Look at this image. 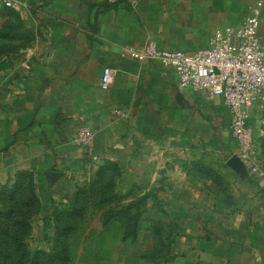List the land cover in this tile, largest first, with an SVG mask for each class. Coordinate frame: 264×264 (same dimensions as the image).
I'll return each mask as SVG.
<instances>
[{"label": "crops", "instance_id": "obj_1", "mask_svg": "<svg viewBox=\"0 0 264 264\" xmlns=\"http://www.w3.org/2000/svg\"><path fill=\"white\" fill-rule=\"evenodd\" d=\"M22 1L18 11L0 5V184L29 171L35 188L56 190L70 170H80L86 162V150L75 140L87 127L95 133L92 146L102 157L101 167L116 165L121 171V162L134 156L137 171L143 166L150 174L151 187L169 167L177 174L179 196L186 158L194 170L201 166L188 147L200 144L202 125H213L214 135L217 124L230 132V111L222 97L180 89L175 71L127 53L150 39L160 49L194 53L208 46L217 29L237 25L217 26L210 18L202 25L191 0H181V5L172 0L165 7L158 0ZM176 17L177 23L168 22ZM259 19L263 36L264 8ZM105 67L115 71L108 91L100 87ZM249 124L256 161L264 170V109L259 105L250 109ZM244 165L243 177L228 166H216L228 184L227 206L216 223L223 226L224 239L213 230L193 239L195 249L204 241L223 249L213 253L215 264H264L262 184ZM172 180L166 174L165 183ZM196 198L191 201L199 204ZM198 210L202 216L194 215L197 220L212 216Z\"/></svg>", "mask_w": 264, "mask_h": 264}, {"label": "rangeland", "instance_id": "obj_2", "mask_svg": "<svg viewBox=\"0 0 264 264\" xmlns=\"http://www.w3.org/2000/svg\"><path fill=\"white\" fill-rule=\"evenodd\" d=\"M169 1L158 0V3L165 7L167 2L173 3ZM180 1L175 0L174 4L181 5ZM191 3L198 7L202 25L206 23L205 19L210 18L209 23L217 26L227 23L238 26L251 15L259 16L264 8V0H191ZM178 19L169 18L168 22L174 24ZM213 131V125L208 128L202 125L200 144L194 148L189 146L188 150L196 154L195 158L199 157L197 162H201V166L216 170V166H227L228 159L240 154L241 147L231 132H222L218 124V134L214 135ZM84 150L83 161L86 162L80 170H70L64 182L59 183L60 187L56 190L36 188L38 204H27L28 199H32L30 191L16 190L13 178L6 184H0V264H215L213 253L223 251L222 248L204 241L195 249L192 243L196 234L208 235L210 230L221 238L223 230L220 228L223 226L216 225L217 214L223 216L224 211L220 210L227 206L228 184L224 183L226 177L224 179L218 170L223 185L198 169L194 170L189 158L182 165L180 163L185 177L179 196H175L176 191L181 190L180 184L175 183L177 174L169 167L168 171L159 173L152 187L151 182H147L150 174L147 177L144 167L137 171L134 156L127 164L121 162L120 172L106 170L105 182L112 186L99 188L98 192L82 197L85 216L68 221L73 225L69 234L56 236L54 210H64L80 186L97 178L102 165V157L95 152L94 146ZM175 162L174 159L169 163ZM166 174L173 177L170 183H165ZM227 176L231 180L230 175ZM34 183L36 186L35 179ZM233 186L240 189L237 182ZM112 194L120 195L123 198L121 203L104 200ZM260 194L264 199V184L260 186ZM196 197L201 199L199 204L191 201ZM129 203H132L131 220L135 216L138 218H135L136 227L131 228L135 233L126 237V220L110 215ZM198 207L207 213L206 218L212 216L197 220L194 215L202 216ZM61 244L67 248V253ZM233 256L237 257L238 252L234 251Z\"/></svg>", "mask_w": 264, "mask_h": 264}, {"label": "built area", "instance_id": "obj_3", "mask_svg": "<svg viewBox=\"0 0 264 264\" xmlns=\"http://www.w3.org/2000/svg\"><path fill=\"white\" fill-rule=\"evenodd\" d=\"M0 5L18 11L22 0H0ZM258 14L244 19L238 26L217 29L206 48L194 53L165 50L150 39L142 49L127 53L132 59L146 62L158 61L175 71L180 89L208 91L222 97L230 111V132L238 141L240 159L251 173L264 184V171L256 163L255 142L250 127V109L259 105L264 109V43L260 34ZM125 54V53H124ZM115 81V71L105 67L100 87L108 91ZM95 133L82 128L75 140L80 147H90Z\"/></svg>", "mask_w": 264, "mask_h": 264}, {"label": "trees", "instance_id": "obj_4", "mask_svg": "<svg viewBox=\"0 0 264 264\" xmlns=\"http://www.w3.org/2000/svg\"><path fill=\"white\" fill-rule=\"evenodd\" d=\"M113 166L114 165H108ZM199 171L203 172L204 174L208 175L212 180H214L216 183L223 185V181L217 171L211 167L207 166H200L198 167ZM113 172L118 173L120 172L116 165L114 169H111ZM105 175H106V167H100L97 171V178L93 181H90L88 183H84L82 186H80L77 191L74 193L73 198L69 201L68 206L60 212H57V210H54V219L57 222L56 223V236L61 235H67L70 231L73 229V225L69 223L68 221L76 218H81L85 216V207L81 204V198L84 196H89L93 194L94 192H98L100 189H105L110 186H112L111 183L105 182ZM14 188L16 190L19 189H28L30 191V196L32 199H28L27 204H38L39 199L36 195V188L34 184V176L32 172L29 171H22L19 172L16 175L15 181H14ZM31 200V201H30ZM106 202H114V203H121L123 198L118 194H112L109 198H104ZM131 209H132V203H129L127 206L120 208L119 210L111 213L110 217H119V219L126 220V237L132 236V233H135V231L131 232V228H135L137 224V218H132L131 220ZM137 210V209H135ZM65 220V221H64ZM130 230V231H129ZM63 247V250L67 253V248L61 244ZM68 258V255L65 256V259Z\"/></svg>", "mask_w": 264, "mask_h": 264}, {"label": "water", "instance_id": "obj_5", "mask_svg": "<svg viewBox=\"0 0 264 264\" xmlns=\"http://www.w3.org/2000/svg\"><path fill=\"white\" fill-rule=\"evenodd\" d=\"M264 43V35L261 37ZM227 166L233 169L240 176H245L247 174L246 167L239 157L233 155L227 161Z\"/></svg>", "mask_w": 264, "mask_h": 264}]
</instances>
